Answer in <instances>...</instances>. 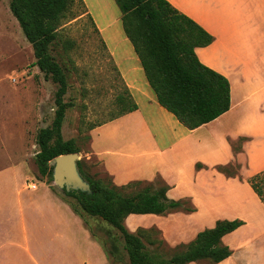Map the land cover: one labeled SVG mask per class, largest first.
<instances>
[{
    "label": "rangeland",
    "instance_id": "374dc122",
    "mask_svg": "<svg viewBox=\"0 0 264 264\" xmlns=\"http://www.w3.org/2000/svg\"><path fill=\"white\" fill-rule=\"evenodd\" d=\"M115 12L117 15L114 16ZM93 18L102 26L109 24V30L123 32L121 13L115 0L75 1L58 27L57 40L51 52L67 76L68 88L64 100L70 105L62 124L63 139L75 140L80 149L79 160L85 162L84 168L89 176L112 182L100 160L91 153L90 146L93 144L88 136L98 142V147L122 148L126 138L124 131L130 123L123 117L111 122L109 119L121 111L124 104L118 102V96L125 97L127 87ZM56 89L57 85L46 79L35 65L32 46L12 15L9 0H0V264H50L47 262L50 255H60L58 247L62 244L57 238L52 241L51 238L53 235L62 236L59 234L62 228L55 225L48 227L46 212L41 204L33 200L34 196L44 193L45 186L62 196L80 218L77 221L70 217L65 219L66 236L69 241L76 238L77 250L67 240V255L62 253L54 264H70L68 255L72 249L78 261L93 259L95 249H98L102 251V256L99 255L102 259L113 264H128L122 238L116 229L100 218L81 212L74 198L65 195L49 176H41L37 170L34 159L38 151L36 134L53 120ZM105 121L103 128L92 132L93 125ZM249 171L247 164L240 165L239 174ZM157 177L152 180L155 187L161 183ZM29 183H35L37 189L26 188ZM187 205H192L190 200ZM73 207L80 212L77 213ZM185 212L175 210L171 215L130 214L126 223L139 222L148 228H161L155 227L159 232L150 234L151 238L162 240L161 245L148 248L168 258L177 250L175 246L188 243L199 231L210 227L208 224L191 226L190 216ZM57 214L52 217L63 220ZM232 236L233 247H236L239 241L249 240L253 231L249 226L243 227ZM113 237L118 238L122 258L119 262L106 251ZM222 242L225 244L227 239H222ZM238 258L225 264H264V239L253 240L239 250ZM206 263V260H201L188 264Z\"/></svg>",
    "mask_w": 264,
    "mask_h": 264
},
{
    "label": "crops",
    "instance_id": "0c3cea01",
    "mask_svg": "<svg viewBox=\"0 0 264 264\" xmlns=\"http://www.w3.org/2000/svg\"><path fill=\"white\" fill-rule=\"evenodd\" d=\"M167 1L213 36L210 44L196 47L195 53L201 63L228 79L229 110L194 129L185 127L158 103L124 31L109 30V24L102 26L93 18L136 109L114 118L123 117L130 123L124 131L126 138L121 149L98 147V142L90 136L93 144L90 150L118 186L136 180L151 182L160 176L168 185L166 195L170 199L190 200L195 210L185 213L190 216L193 227L203 224L212 227L218 219L243 220V225L222 238L227 239L225 244L232 250L228 258L217 263L225 264L238 260V251L253 240L264 239V204L247 182L252 174L264 170V0ZM104 123L93 127L92 132L103 128ZM240 137L246 140L236 152L233 143ZM230 162L247 164L251 171L240 173V180L215 169ZM196 163L202 167L196 168ZM45 188L33 200L46 212L48 227L62 228L59 230L62 236L51 238V241L57 238L62 244L58 247L60 255L53 253L48 257L47 262L54 264L62 253L67 255L66 217L76 221L80 218L62 196L48 186ZM56 214L63 220L52 217ZM126 225L130 231L138 226L148 228L139 222ZM248 226L253 236L233 247L232 235ZM76 241L75 237L69 241L75 251ZM95 253L91 260L78 261L72 249L68 255L70 264H113L99 256H102L101 250L95 249Z\"/></svg>",
    "mask_w": 264,
    "mask_h": 264
},
{
    "label": "trees",
    "instance_id": "16d2710c",
    "mask_svg": "<svg viewBox=\"0 0 264 264\" xmlns=\"http://www.w3.org/2000/svg\"><path fill=\"white\" fill-rule=\"evenodd\" d=\"M75 1L83 2L9 0L10 11L32 46L35 65L46 79L57 85L54 117L49 126L40 128L36 134L38 151L34 158L39 174L49 176L51 180L53 166L50 161L59 154L80 151L74 139L65 140L61 133L65 112L70 105L64 100L68 84L64 68L51 52L57 40L58 27ZM115 3L121 13L122 29L132 43L146 79L161 106L188 129L208 123L229 110L228 79L201 63L195 53L196 47L212 42L211 34L167 0H115ZM118 102L124 105L109 120L136 109L127 88L125 97L118 96ZM244 140L245 137H240L233 143L234 151H240V143ZM77 166L89 182L92 193L62 191L75 199L81 212L100 218L116 229L122 238L128 264H188L201 260H206V264H217L232 254L222 238L243 225L241 219L216 220L214 226L199 231L188 243L175 246L177 250L168 258L149 249L148 246L161 245L162 240L150 236L159 230L155 227H138L130 231L125 223L126 217L130 214L164 215L174 210L192 212L195 209L187 205L189 199H170L166 195L168 185L161 177H157L161 183L156 187L151 181L137 188L144 182L140 180L118 186L113 180L105 182L100 178L93 179L86 172L85 162L81 159L77 161ZM196 167L201 168L202 164L197 163ZM215 168L228 177L242 179L240 165L236 162L217 165ZM247 182L264 204V170L251 175ZM73 209L80 212L76 207ZM106 251L117 262L121 261L118 238L110 239Z\"/></svg>",
    "mask_w": 264,
    "mask_h": 264
},
{
    "label": "water",
    "instance_id": "95a60500",
    "mask_svg": "<svg viewBox=\"0 0 264 264\" xmlns=\"http://www.w3.org/2000/svg\"><path fill=\"white\" fill-rule=\"evenodd\" d=\"M78 153H64L54 157L50 164L52 169V180L54 184L66 191L80 190L92 193L89 182L81 175L78 170Z\"/></svg>",
    "mask_w": 264,
    "mask_h": 264
},
{
    "label": "built area",
    "instance_id": "2783aa9c",
    "mask_svg": "<svg viewBox=\"0 0 264 264\" xmlns=\"http://www.w3.org/2000/svg\"><path fill=\"white\" fill-rule=\"evenodd\" d=\"M28 188L35 189L36 188V184L35 183H29L28 184Z\"/></svg>",
    "mask_w": 264,
    "mask_h": 264
},
{
    "label": "bare ground",
    "instance_id": "6f19581e",
    "mask_svg": "<svg viewBox=\"0 0 264 264\" xmlns=\"http://www.w3.org/2000/svg\"><path fill=\"white\" fill-rule=\"evenodd\" d=\"M109 8H110V7H109ZM110 9H112V8H110ZM110 9H109V10H110ZM106 10H107V9H106ZM116 12H117V11H116ZM116 12H115V13H116ZM115 13L113 14L114 16L117 15V13H116V14H115ZM109 14H110V13H109ZM109 18H112V17H108V19H109ZM111 32H112V31H111ZM111 32H110V33H111ZM112 34H113V33H112ZM108 35H109V34H108ZM109 37H112V36H109ZM113 37H114V35H113ZM110 41H111V40H110ZM112 43H113V42H112Z\"/></svg>",
    "mask_w": 264,
    "mask_h": 264
}]
</instances>
